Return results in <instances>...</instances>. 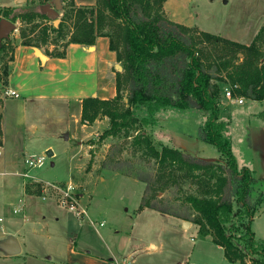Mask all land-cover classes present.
I'll use <instances>...</instances> for the list:
<instances>
[{
	"label": "trees",
	"instance_id": "obj_1",
	"mask_svg": "<svg viewBox=\"0 0 264 264\" xmlns=\"http://www.w3.org/2000/svg\"><path fill=\"white\" fill-rule=\"evenodd\" d=\"M164 1L70 3L67 8L62 5V17L57 23L29 3L0 7V20L31 23L29 32L39 26V42L33 41L24 28L19 29L20 43L35 47L47 42L51 31L63 38L67 34V18H72L73 23L65 46L68 42L91 45L96 36H108L109 48L121 66L114 70L115 94L110 98L83 97L80 120L88 124L106 116L108 124L99 141L130 137L131 144L155 163L153 173L137 175L144 183L137 210L151 208L192 222L201 237H209L223 248L228 261L245 264L247 254H255L257 257L251 258V262L264 264V238H256L250 227L257 204L250 196L253 173L247 166L238 165L225 134L228 122L218 119L220 83L228 85L232 97L264 99V50L258 43L263 29L249 44L239 43L169 19L163 11ZM40 21L46 23L38 25ZM5 38L0 41V52ZM55 54L62 56L64 51ZM0 79L6 83L7 66ZM140 106L146 108L149 116L169 106L206 112L197 136L216 148L220 161L187 154L167 144H154L138 126L148 122L147 117L137 118L135 109ZM120 164L109 168L119 170ZM185 180L193 182L196 190L184 197L190 213L177 214L171 211L169 200L159 193L171 187L181 188ZM31 184L25 185L27 191ZM234 201L238 204L236 215ZM242 226L244 231L235 234Z\"/></svg>",
	"mask_w": 264,
	"mask_h": 264
},
{
	"label": "crops",
	"instance_id": "obj_2",
	"mask_svg": "<svg viewBox=\"0 0 264 264\" xmlns=\"http://www.w3.org/2000/svg\"><path fill=\"white\" fill-rule=\"evenodd\" d=\"M228 1L223 2L228 3ZM17 4L18 0H0V7ZM193 5V0H165L163 11L175 22L194 26L239 43L249 44L255 36L257 23L255 17L252 19L253 26L248 21L250 27L247 24L243 26V20L247 19L245 16L231 22V16L225 15L221 17V26H217V30L214 31L196 20ZM34 47L21 44L19 40L15 44L13 57L7 65L5 85L17 91L19 96L0 99V180L16 177L15 180L9 181L7 187L5 183H0V207L2 206L5 212L4 217L0 216V264H125L126 262L129 264H226V262L241 264L238 261L229 262L225 258L223 248L213 242L214 248L220 255L216 263H209L198 257L195 261H189L192 253L190 248L181 254L180 258H173L169 254L171 249L165 244L161 231L142 246L133 243L123 249L115 247L114 244H109L111 231H102L98 228L104 225V221L101 220L97 224L92 221L84 205H81L84 213L79 216L74 214L75 217L72 219L80 223L88 219L94 230L91 233L92 238L82 240V226L78 234L72 230L70 227L73 220L64 219L62 214L66 208L58 205L53 197L43 196L44 188L40 189L39 193L25 189L27 183L38 182L43 183L42 185L50 183L43 182L28 173L32 168H28V161L33 160L35 155L33 151L25 149V141H31L48 122L62 123L66 117L68 119L66 123H76L77 117L80 116L83 97L89 95L100 98L112 97L115 94L114 69L118 64L115 52L109 48V38L105 35L96 36L91 45L68 42L62 49L64 51L62 56L38 47L46 56L41 59L37 56ZM226 87L225 85L221 89L218 119L228 122L227 126H231V131L234 129L235 138L240 136L242 138L244 133L247 135L250 144L248 151L256 162L253 163L251 170L253 174L256 171L262 174L260 176L264 179V99L244 98L238 103L225 96ZM246 102L249 104L247 108L240 109V104ZM250 118L254 119L253 123ZM257 118L258 122H256ZM241 119L245 122H241ZM66 128L67 130H62L61 135L64 137L67 135L65 139H68L70 124ZM14 141L18 144H14ZM203 144L204 141L198 137H189V135L179 137L176 134L172 143L168 145L179 148L187 154L220 161V153L212 158L202 154L200 151H203ZM14 146L21 154L20 166L10 160V155L16 150ZM46 148L45 146L43 149ZM45 154V151L38 154V158L44 160ZM37 166L39 165L34 167ZM145 209L147 208L137 210L134 218ZM154 212L155 224L160 216L161 219L170 218L173 224L178 222L182 225L184 221L167 213L157 210ZM192 224L189 221L187 227ZM113 232L117 233L118 229ZM7 237L17 239L20 246L17 254H6L1 248L2 241ZM258 238H264V234Z\"/></svg>",
	"mask_w": 264,
	"mask_h": 264
},
{
	"label": "rangeland",
	"instance_id": "obj_3",
	"mask_svg": "<svg viewBox=\"0 0 264 264\" xmlns=\"http://www.w3.org/2000/svg\"><path fill=\"white\" fill-rule=\"evenodd\" d=\"M223 1L193 0L196 20H199L202 24L204 23L216 31L217 26H221V17L225 15L231 16V22L245 16L247 19L243 20V26L247 24L250 27L251 25L253 26L252 19L255 17L257 21L255 34L261 27L263 29L262 37L259 38L258 43L261 44L264 50V0H229L228 3H224ZM29 3L37 5V9L39 10L40 5L52 4V1L20 0L17 6ZM70 3H75L76 5H94L95 0H62V5H65L66 8L69 7ZM61 17L62 9L59 10V19ZM72 21V18H67L66 26L64 27L67 34L63 38L59 37L56 31H51L48 41L39 47L43 48L46 52L54 54L61 52L70 34L69 30L72 28ZM248 21H250L251 25L248 24ZM51 22L52 20L48 21V23ZM43 23L46 22L40 21L38 25H43ZM30 25L32 24L21 23L18 20L14 22L16 30H12L3 40L4 47L0 52V73L8 65L11 57H13L15 44L18 40L21 41L19 36L20 28H24L33 41L39 42L41 40V34L38 30L39 26L33 32H29L28 28ZM235 26L236 24H234ZM106 31L109 32L111 30L106 28ZM0 83H2L1 79ZM220 85L221 89L225 85L228 87L224 83H220ZM248 105V102L240 104V109L245 110ZM135 113L138 119L147 117L148 122L146 124L138 123V126L147 132L153 143L167 145L172 143L173 137L176 134L179 137H183L184 135L198 137V128L201 126L206 115V112L201 109H179L171 106L159 109L152 116L147 114L146 108L143 106L135 109ZM67 120L65 117L62 123H56L55 121L48 122L31 141H25V149L27 148L33 151L35 155L33 160H37L38 154L44 151L46 153L47 150H50L53 153L51 156L45 154V159L42 160V164L37 167H32L28 172L29 174L36 176L43 182H57L56 184L60 188H65L67 183L71 182L72 193L78 202L87 208L89 218L96 222V224L103 220L104 225L98 226V228L102 231H111L110 233L112 235L109 237L110 245L114 244L115 247L121 249L133 243L142 246L146 244L147 240L153 239L158 231H161L165 244L171 249L169 254L173 258H180L181 254L190 248L192 253L189 261H195L197 257L209 263H216L219 260L220 255L217 253V249L214 248V244L216 243L213 244L208 237H201L194 224L189 227H183L178 222H174L173 224L170 218L161 219V216L155 224V212L151 208L145 209V211L134 218L144 188V183L137 179V175H140V173H153L155 163L149 160L150 158L142 153V150H138L131 144L130 137H107L99 141V135L108 124L106 116H99L88 124L82 123L80 116L77 117L76 123L73 122L74 124L72 122L66 123ZM250 121L253 123L254 119L250 118ZM258 121L259 119L257 118L256 122ZM241 122L244 123L245 121L241 119ZM69 124V138L65 139L64 135H61V132L62 130H67L66 127ZM130 133H134V131ZM225 134L229 138L230 148L237 159L238 165L242 166L244 164V166H248L251 170L255 159L251 158L248 151L250 144L247 135L244 133L242 138L241 136L240 138H235L234 129L231 131V126L226 127ZM16 143L14 141V144ZM204 143L203 151L200 152L207 158H212L219 154L212 144ZM45 146L47 148L43 149ZM15 147L14 149H16ZM17 150L18 148L15 150V153L10 155V160L12 163L20 166L21 154ZM118 164H120L119 170L109 168L110 166ZM260 175L262 174H258L257 171L253 174L254 180L250 191L252 202L257 203L254 217L251 220V229L257 238L264 234V179ZM101 177L103 178L101 179ZM15 179L16 177L12 176L8 179L0 180V183H5V187H7L9 181ZM42 184L32 182L29 190L31 192L39 191L45 187V184ZM181 184V188L171 187L159 193V195L169 200L171 211L177 214H186L190 213V208L185 202L184 197L188 193H194L196 186L190 180H185ZM47 191L49 192L48 195L51 194V197L53 196L56 202L58 193L55 191L51 192V189ZM237 209L238 204L234 201L233 215H236ZM65 210L62 212L64 219L67 220L75 217L74 212L68 209ZM4 215V208L1 206L0 216L4 217ZM233 220L235 224L238 223L236 216H234ZM70 228L77 234L80 228L83 229L82 240L83 238L86 240L92 238L91 233H93L94 228L88 219H85L83 223H80L78 220H73L72 227ZM115 229H118L117 233L113 232ZM243 231L244 227L242 226L235 234ZM256 257L255 254H247L245 264H253L251 258ZM226 264L231 263L226 262Z\"/></svg>",
	"mask_w": 264,
	"mask_h": 264
},
{
	"label": "built area",
	"instance_id": "obj_4",
	"mask_svg": "<svg viewBox=\"0 0 264 264\" xmlns=\"http://www.w3.org/2000/svg\"><path fill=\"white\" fill-rule=\"evenodd\" d=\"M14 30H16V28ZM224 94L226 97L232 98L238 103H241L244 99V97L242 96L232 97L230 89L228 87L225 88ZM18 96H19V93L17 91L9 88L7 85L3 83H0V97L1 98L18 97ZM41 164H42L41 158H38L37 160H30L28 161V168L34 167L36 165H41ZM49 189H51V192L55 191L56 193H58V198L56 199V203L58 205L68 210H71L77 216L84 213V209L82 208L81 204L78 202V200L72 193V183L71 182H68L65 188H60V186L56 183H46L44 187L43 196H51V194L48 195L49 192L47 190ZM100 224H102V222H100ZM125 264H129V263L126 262Z\"/></svg>",
	"mask_w": 264,
	"mask_h": 264
},
{
	"label": "water",
	"instance_id": "obj_5",
	"mask_svg": "<svg viewBox=\"0 0 264 264\" xmlns=\"http://www.w3.org/2000/svg\"><path fill=\"white\" fill-rule=\"evenodd\" d=\"M20 0H18L19 2ZM51 3L42 4L39 6V10L42 13H45L50 19L57 23L59 21V10L62 8V0H51ZM15 29L14 23L8 19H1L0 20V41L3 37L7 36L12 30ZM34 50L38 57L44 59L46 56L45 54L38 48L34 47ZM117 69H120L121 66L117 64ZM67 135H65L66 137ZM46 154L50 156L52 152L47 150ZM183 227L189 225V221L184 220L182 223ZM1 248L6 254L12 255L17 254L20 251V246L15 237H7L1 243Z\"/></svg>",
	"mask_w": 264,
	"mask_h": 264
}]
</instances>
